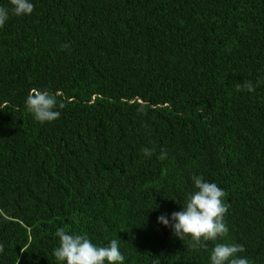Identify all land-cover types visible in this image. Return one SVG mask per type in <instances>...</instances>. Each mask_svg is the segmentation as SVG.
I'll return each mask as SVG.
<instances>
[{
  "label": "trees",
  "instance_id": "trees-1",
  "mask_svg": "<svg viewBox=\"0 0 264 264\" xmlns=\"http://www.w3.org/2000/svg\"><path fill=\"white\" fill-rule=\"evenodd\" d=\"M30 2L0 27V264H64L61 227L118 240L123 264H211L217 242L264 264V0ZM32 88L58 119H34ZM193 175L229 205L206 248L157 220Z\"/></svg>",
  "mask_w": 264,
  "mask_h": 264
},
{
  "label": "clouds",
  "instance_id": "clouds-1",
  "mask_svg": "<svg viewBox=\"0 0 264 264\" xmlns=\"http://www.w3.org/2000/svg\"><path fill=\"white\" fill-rule=\"evenodd\" d=\"M11 10L0 6V27H3L9 18V11L16 16L31 14L34 4L30 0H10ZM69 47L61 45L62 49ZM237 88L255 91L251 81L238 84ZM27 110L33 114L39 122H50L59 118L63 105L57 103V97L48 90L32 88L25 100ZM142 153L151 157L155 148L145 147ZM159 159L167 158L166 150H161ZM195 191L189 192L181 210L171 213V219L161 214L158 222L172 229L173 234L184 239L190 236L193 248L207 247V241H218L226 237L229 229L224 219L229 205L224 203L226 195L224 189L214 182H208L202 176L191 177ZM59 238V245L53 251L57 261L64 264H123L124 255L119 250V242L112 239L107 246L94 244L86 234H69L64 228H58L54 234ZM4 251V245L0 244V253ZM245 251L244 246L236 243L217 242L211 249V264H250L247 258L237 256V253Z\"/></svg>",
  "mask_w": 264,
  "mask_h": 264
}]
</instances>
